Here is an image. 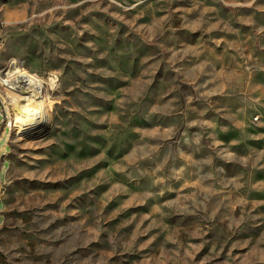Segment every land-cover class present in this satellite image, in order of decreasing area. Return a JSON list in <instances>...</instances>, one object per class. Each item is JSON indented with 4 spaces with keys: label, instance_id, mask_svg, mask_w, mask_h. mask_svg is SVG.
<instances>
[{
    "label": "rangeland",
    "instance_id": "374dc122",
    "mask_svg": "<svg viewBox=\"0 0 264 264\" xmlns=\"http://www.w3.org/2000/svg\"><path fill=\"white\" fill-rule=\"evenodd\" d=\"M0 20V70L40 83L9 94L11 131L0 105L7 264H264V0H0Z\"/></svg>",
    "mask_w": 264,
    "mask_h": 264
},
{
    "label": "bare ground",
    "instance_id": "6f19581e",
    "mask_svg": "<svg viewBox=\"0 0 264 264\" xmlns=\"http://www.w3.org/2000/svg\"><path fill=\"white\" fill-rule=\"evenodd\" d=\"M3 50L0 51V53ZM21 72V77H26V88H33V85H35V88L38 87L39 84L36 82L38 79L30 75L26 72ZM0 87L2 92H9V83H2V80L0 79ZM33 91V90H32ZM24 93H27L24 91ZM35 97V96H33ZM34 103V106H31V104ZM39 103L32 102L29 103L26 107L23 108L22 112L17 116V125L18 123H21L19 125V129L21 130V134L25 133L27 136H32V135H38L40 132L45 130V126L47 125L45 121V113H44V108L41 105H37ZM44 120V121H43ZM12 122L11 119L9 118V126L8 129L11 131L12 130Z\"/></svg>",
    "mask_w": 264,
    "mask_h": 264
},
{
    "label": "built area",
    "instance_id": "2783aa9c",
    "mask_svg": "<svg viewBox=\"0 0 264 264\" xmlns=\"http://www.w3.org/2000/svg\"><path fill=\"white\" fill-rule=\"evenodd\" d=\"M5 25L6 23L0 20V51L6 49V40H5ZM13 66V67H12ZM6 73L0 70V79L2 83H9V92H2L0 87V105L2 106V115L4 116V121L2 122V130L8 129L9 126V118L10 113L5 105L11 103V97L9 94L15 93L17 90H26L30 91L35 89V85L33 88H26V77H21V72L18 66L15 64L10 66ZM25 72L24 70H22ZM39 83V80L36 82ZM39 86V85H38ZM2 135V131H0V136ZM1 193V189H0Z\"/></svg>",
    "mask_w": 264,
    "mask_h": 264
},
{
    "label": "trees",
    "instance_id": "16d2710c",
    "mask_svg": "<svg viewBox=\"0 0 264 264\" xmlns=\"http://www.w3.org/2000/svg\"><path fill=\"white\" fill-rule=\"evenodd\" d=\"M0 264H7L4 260H3V258L0 256Z\"/></svg>",
    "mask_w": 264,
    "mask_h": 264
}]
</instances>
